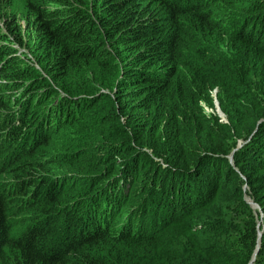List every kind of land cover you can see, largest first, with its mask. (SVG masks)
<instances>
[{
  "label": "trees",
  "instance_id": "16d2710c",
  "mask_svg": "<svg viewBox=\"0 0 264 264\" xmlns=\"http://www.w3.org/2000/svg\"><path fill=\"white\" fill-rule=\"evenodd\" d=\"M196 1L0 0V147L40 119L79 173L18 233L0 180V264H264V0Z\"/></svg>",
  "mask_w": 264,
  "mask_h": 264
},
{
  "label": "rangeland",
  "instance_id": "374dc122",
  "mask_svg": "<svg viewBox=\"0 0 264 264\" xmlns=\"http://www.w3.org/2000/svg\"><path fill=\"white\" fill-rule=\"evenodd\" d=\"M187 4H195L196 0H186ZM10 6V5H9ZM7 7L6 10L9 12L11 10V7ZM218 19H222V16H219ZM2 24L1 27H5V22L3 21V18H1ZM23 28L26 31V35L30 36V32L25 27V21H22ZM7 34V30L2 33ZM216 35H223V34H216ZM220 43L222 46H225L226 42L223 41V39H220ZM2 41V40H1ZM23 49L22 55H27V59H29L31 62L36 64V61L33 60L34 56L30 48L25 47L24 45H21ZM1 47V42H0ZM37 65V64H36ZM257 73V72H255ZM252 82L254 83V79H252ZM27 83V82H26ZM263 84L259 83L256 87L258 90L261 91V86ZM262 89H264V86H262ZM102 90L109 91L108 88H102ZM212 92V95L214 97V106L211 107L207 104H204V109L206 112V115L210 117L211 119L214 118V115L219 116L221 121H227L228 117L227 114L222 110L220 106L219 99L217 97L218 89H216ZM103 106V104H102ZM91 118L94 117V115H90ZM40 119H35V123L26 131V128H23L24 134L21 131L16 132V137H18L17 145L14 148L7 149L5 147H0V155L4 157V159H0V168L1 170H7L5 174H3L0 177V180H17V181H25L27 186H29V189L25 192L18 193V195L25 197V200L21 201L18 198L14 199V202L12 203V206L14 207V214L15 217V224H18L17 226V233L20 232L24 226V222H26L30 218H34V216H37L39 214V210L35 209L33 207V204L28 203L27 201L30 199L32 201H35V197H37L38 200H40V192L42 187L49 188L53 185V181H50L48 179H51L50 177L54 175V177L58 178L59 176H64L65 179L67 177L65 175H70L72 177H75L76 175H79L71 165L65 162V158L68 155V148L66 136L60 137L59 141H56V139L53 137V139H50L47 142L46 147H41L38 150L37 145L39 142H37L35 145H32L34 142V137L36 139H43L45 136V133L38 132L40 127ZM92 120L87 119L86 125L91 130ZM0 125V134L6 131L8 128H4ZM76 129V126L66 127L65 132L72 133ZM256 131V130H255ZM254 133V132H253ZM51 135H49L50 137ZM253 134H250L246 139H238L236 141V147H234V150L229 155V158H233V152L241 147H243L245 144H247L248 141H250L253 138ZM8 139V138H7ZM0 145H6L5 140L1 141ZM254 147L260 148L261 150L264 149V146L262 145V142H256L254 144ZM37 150V151H36ZM34 153V155H33ZM57 161V162H56ZM10 167V168H8ZM54 179V178H52ZM95 193H93L90 197L93 198ZM249 198V197H248ZM251 199V198H249ZM252 200V199H251ZM129 215V212H128ZM123 220L120 219L118 223V227H121ZM261 222V220H260Z\"/></svg>",
  "mask_w": 264,
  "mask_h": 264
},
{
  "label": "clouds",
  "instance_id": "9594fccd",
  "mask_svg": "<svg viewBox=\"0 0 264 264\" xmlns=\"http://www.w3.org/2000/svg\"><path fill=\"white\" fill-rule=\"evenodd\" d=\"M16 47H19L17 44L15 45ZM23 49V48H21ZM22 52V51H21ZM36 66V64H34ZM37 68H39L38 66H36ZM17 92V96L18 98H21L23 96V87H20L18 90H16ZM25 101V100H24ZM17 109V108H16ZM15 109V110H16ZM14 137V132L12 131V129H7L6 131H4L3 133L0 134V144H1V141L3 140H7L10 139V138H13ZM16 141V140H15ZM6 144V143H5ZM17 145V141L13 143V146L12 148H14L15 146ZM6 146V145H5Z\"/></svg>",
  "mask_w": 264,
  "mask_h": 264
},
{
  "label": "water",
  "instance_id": "95a60500",
  "mask_svg": "<svg viewBox=\"0 0 264 264\" xmlns=\"http://www.w3.org/2000/svg\"><path fill=\"white\" fill-rule=\"evenodd\" d=\"M215 92H217V90H215ZM232 157H233V156H232ZM230 159H231V157H230ZM231 161L233 162V158L231 159ZM245 187H246V186H245ZM246 200L250 203V205H251L253 208H257V209L261 210L260 207H259V205H258L254 200H251V199H249L248 197L246 198ZM261 235H262V230L259 231V237H261ZM259 247H260V244L258 243V245H257V247H256V250H255V252H254V255H253V258H252L250 264H252V263L254 262L255 257H256V255H257V253H258Z\"/></svg>",
  "mask_w": 264,
  "mask_h": 264
},
{
  "label": "bare ground",
  "instance_id": "6f19581e",
  "mask_svg": "<svg viewBox=\"0 0 264 264\" xmlns=\"http://www.w3.org/2000/svg\"><path fill=\"white\" fill-rule=\"evenodd\" d=\"M257 209V208H256Z\"/></svg>",
  "mask_w": 264,
  "mask_h": 264
}]
</instances>
